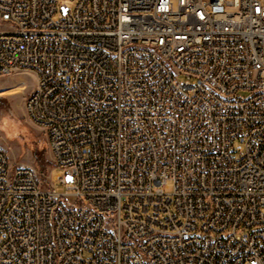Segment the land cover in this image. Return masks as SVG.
Segmentation results:
<instances>
[{"label": "built area", "instance_id": "built-area-1", "mask_svg": "<svg viewBox=\"0 0 264 264\" xmlns=\"http://www.w3.org/2000/svg\"><path fill=\"white\" fill-rule=\"evenodd\" d=\"M0 26L58 170L0 147V264H264V0H0Z\"/></svg>", "mask_w": 264, "mask_h": 264}, {"label": "rangeland", "instance_id": "rangeland-1", "mask_svg": "<svg viewBox=\"0 0 264 264\" xmlns=\"http://www.w3.org/2000/svg\"><path fill=\"white\" fill-rule=\"evenodd\" d=\"M35 84L36 77L32 73L0 78V147L16 165L31 166L43 177L52 171L55 177L58 170L53 169L46 136L39 126L28 120L25 112V100ZM56 185L57 192H64V187Z\"/></svg>", "mask_w": 264, "mask_h": 264}]
</instances>
